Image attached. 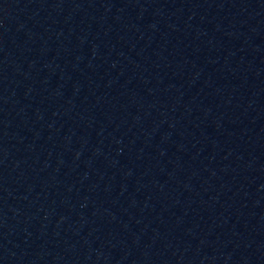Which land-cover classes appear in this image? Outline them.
I'll use <instances>...</instances> for the list:
<instances>
[{"label":"water","instance_id":"95a60500","mask_svg":"<svg viewBox=\"0 0 264 264\" xmlns=\"http://www.w3.org/2000/svg\"><path fill=\"white\" fill-rule=\"evenodd\" d=\"M0 264H264V0H0Z\"/></svg>","mask_w":264,"mask_h":264}]
</instances>
